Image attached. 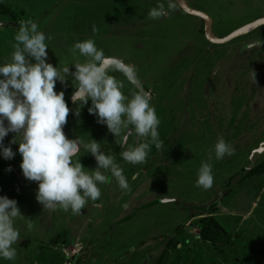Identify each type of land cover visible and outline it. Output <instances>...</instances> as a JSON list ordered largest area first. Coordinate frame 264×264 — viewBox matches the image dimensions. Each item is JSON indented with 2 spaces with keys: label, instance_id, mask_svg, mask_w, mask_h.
Wrapping results in <instances>:
<instances>
[{
  "label": "rangeland",
  "instance_id": "1",
  "mask_svg": "<svg viewBox=\"0 0 264 264\" xmlns=\"http://www.w3.org/2000/svg\"><path fill=\"white\" fill-rule=\"evenodd\" d=\"M187 1L213 18L218 37L264 17V0ZM157 2L0 0V8L10 11L0 12V63L11 61L19 24L29 19L49 37L48 62L72 72L74 63L86 59L78 50L72 53L73 45L93 39L106 56L135 67L137 80L151 94L162 142L160 149L152 146L146 162L127 163L119 154L135 146L134 131L123 148L89 113L91 100L79 116L73 104L72 131L64 126L68 138L99 142L122 166L130 189L122 190L112 178L99 185L101 198L89 200L79 214L59 205L49 212L37 201L38 182L25 178L19 144H12L13 159L0 155V195L17 200L23 216L15 221L16 258L0 264H264V152L248 168L264 142V26L216 44L205 36L203 18L185 12L176 0L163 18H148ZM110 74L124 83L129 98L140 91L122 73ZM58 83L56 91L63 90L65 99L75 91V82ZM15 135L9 133L4 144ZM218 139L234 149L220 160L214 154ZM79 158L85 171L97 167L91 153L82 150L74 160ZM204 162L211 163L214 175L207 190L196 187ZM242 168L218 210L192 216L181 209L215 200ZM155 200V206L141 209Z\"/></svg>",
  "mask_w": 264,
  "mask_h": 264
},
{
  "label": "clouds",
  "instance_id": "2",
  "mask_svg": "<svg viewBox=\"0 0 264 264\" xmlns=\"http://www.w3.org/2000/svg\"><path fill=\"white\" fill-rule=\"evenodd\" d=\"M174 8L172 0H158L148 11V18L161 19ZM48 39L35 21H22L15 35L11 61L0 63V155L6 160L13 159L16 152L11 145L18 143L23 175L38 182L37 201L49 212L59 205L65 212L71 210L79 214L89 200L101 198L99 185L109 184L115 178L122 190H130L129 182L115 156L103 151L95 139L85 143L80 136L68 138L64 126L70 108L65 92L56 91L57 81L67 83L69 76L73 78L75 91L71 102L77 105L74 114L79 116L80 109L91 100L89 113L96 115L99 123L107 125L123 148L134 131L138 138L135 146L119 154L127 163L142 164L153 145L157 149L162 147L158 132L160 119L146 92L140 90L129 98L122 91L124 83L110 74L120 72L135 83L137 74L133 65L106 56L93 39H85L76 42L71 49L74 55L78 50L79 55L86 58L83 63H74L72 72L69 66H53L48 62ZM9 133L16 135L5 145ZM82 150L95 157V169L85 171L80 158L74 160ZM233 151L224 139H218L214 145L217 160ZM11 170L9 167L8 171ZM102 170L110 172V176ZM213 183L212 165L204 162L198 170L196 187L207 190ZM21 216L17 200L0 195V259L16 258L14 245L20 232L15 221Z\"/></svg>",
  "mask_w": 264,
  "mask_h": 264
},
{
  "label": "water",
  "instance_id": "3",
  "mask_svg": "<svg viewBox=\"0 0 264 264\" xmlns=\"http://www.w3.org/2000/svg\"><path fill=\"white\" fill-rule=\"evenodd\" d=\"M179 4V6L187 13L192 14V15H196L199 16L201 18H203L204 22H205V35L207 37L208 40H210L213 43L216 44H224V43H228L229 41L238 38L240 36L246 35L252 31H254L255 29L264 26V17L258 18L256 20H254L253 22L246 24L240 28H238L237 30L233 31L232 33H230L229 35L225 36V37H218L214 34L213 32V18L206 12L198 10L196 8H193L187 0H176ZM120 59V58H119ZM123 61V60H122ZM124 63H126L125 61H123ZM127 64V63H126ZM140 90H143L144 92H146L148 95H150V93L145 89L144 86L141 85V83L137 80L136 78V82L134 83ZM72 96V95H71ZM71 96L67 97L65 100L68 103V106L70 108V112H69V116H68V120L71 126V130H72V123L70 122V116H71V109L73 106V103L71 102ZM264 152V142L260 145L259 148L255 149L251 155V161H250V166L248 168H252V166H254V161L255 159ZM169 199H165L163 200V202L168 201Z\"/></svg>",
  "mask_w": 264,
  "mask_h": 264
},
{
  "label": "trees",
  "instance_id": "4",
  "mask_svg": "<svg viewBox=\"0 0 264 264\" xmlns=\"http://www.w3.org/2000/svg\"><path fill=\"white\" fill-rule=\"evenodd\" d=\"M0 12H2L4 14H10L9 8L7 6H2L0 8ZM68 83L69 84L74 83V80L72 77L68 78L67 84ZM63 84H66V83L59 82L58 86H62ZM66 126L68 127V129H70L69 120H68ZM263 169H264V167H263ZM263 169L257 168L255 170V172H260ZM244 171H245V169L242 168L239 171H237L233 176H231L227 180V183L225 185V189L224 190L222 189L221 192L219 193L218 197L215 200H213L212 202H210L209 204H207V205L182 204L181 209L184 211H190L192 216L197 215V214L212 213V212L218 210L222 201L225 199V197H227L231 193V189H232L231 187H232V183H233L234 179L242 176L244 174ZM158 203H159L158 200L152 201V202L144 205L141 209L153 207ZM136 212H137V210L134 211V213L131 214L129 217H127V220L131 219L136 214ZM107 245H110V242Z\"/></svg>",
  "mask_w": 264,
  "mask_h": 264
},
{
  "label": "flooded vegetation",
  "instance_id": "5",
  "mask_svg": "<svg viewBox=\"0 0 264 264\" xmlns=\"http://www.w3.org/2000/svg\"><path fill=\"white\" fill-rule=\"evenodd\" d=\"M189 3V2H188ZM206 36V35H205ZM151 95V94H150ZM70 130H71V126H70ZM72 131V130H71Z\"/></svg>",
  "mask_w": 264,
  "mask_h": 264
},
{
  "label": "crops",
  "instance_id": "6",
  "mask_svg": "<svg viewBox=\"0 0 264 264\" xmlns=\"http://www.w3.org/2000/svg\"><path fill=\"white\" fill-rule=\"evenodd\" d=\"M262 37H264V33L262 34Z\"/></svg>",
  "mask_w": 264,
  "mask_h": 264
}]
</instances>
